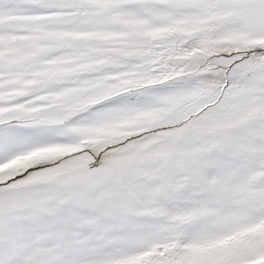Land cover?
Here are the masks:
<instances>
[{"label": "snow or ice", "instance_id": "1", "mask_svg": "<svg viewBox=\"0 0 264 264\" xmlns=\"http://www.w3.org/2000/svg\"><path fill=\"white\" fill-rule=\"evenodd\" d=\"M0 264H264V0H0Z\"/></svg>", "mask_w": 264, "mask_h": 264}]
</instances>
